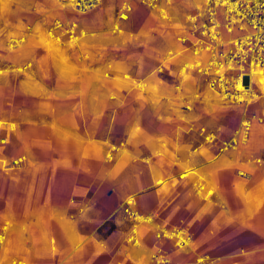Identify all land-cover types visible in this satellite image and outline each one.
Instances as JSON below:
<instances>
[{
  "label": "rangeland",
  "instance_id": "rangeland-1",
  "mask_svg": "<svg viewBox=\"0 0 264 264\" xmlns=\"http://www.w3.org/2000/svg\"><path fill=\"white\" fill-rule=\"evenodd\" d=\"M67 2L68 0H0V63L7 67H16L29 60L33 64L32 70L25 74L10 70L0 76V123H15L17 134L28 126L56 123V127L51 128L52 131L44 132L41 136L42 140L49 143L48 151L32 159L30 154H6L13 143L8 137L9 126L0 127V137L7 139L4 145L5 155L2 157L13 160L26 158L21 168L8 173L0 164V173L5 172L16 179L15 187L0 185V210H5L4 199L17 193V210L22 213L23 205L20 203L24 198L23 188L28 186L35 189L27 198L31 201L29 208L32 212L29 213L33 215L35 207L42 205L49 195L47 185L50 178L48 179L46 173L60 160L56 162L59 163L58 172H63L64 169L75 171V174L64 180L63 185L75 191L80 188L85 190L82 194L76 193L74 197L71 194L68 199V205L71 207L67 208V213L62 219L66 222L79 221L78 232L93 235L101 246V254L107 252L110 246L116 250L124 247L133 251L150 249L152 254L155 250L153 246L162 242L155 239V227L152 226V232L140 247L127 243L130 228L128 231L126 222L131 221L124 212L123 203L133 194H137L133 196L136 197L137 209L140 212H152L162 224L185 226L195 238L193 227L186 221L189 215L184 217L183 210L171 206L154 208L149 193L158 187L167 191L175 189L176 185L186 184L192 189V194L201 203L209 205L212 211L230 210L239 205L234 197L236 182L237 186H243L245 183L254 182V173L261 175V168L250 171L247 165L256 157L264 158V144L253 145L257 138L264 136V132L255 136V128L264 130V124L254 127L247 145L243 144L237 151L230 152V155L236 153V157L245 153L241 157L245 164L234 167H216L218 162H212L216 145L206 144L195 132L190 131L192 125L196 128L204 126L220 129L223 131L222 138L227 139L240 127L246 113L244 105L225 102L210 92L199 75L188 74L184 80L180 78V65L186 60L184 56H187L188 60L190 58L188 54H184L185 49L180 47L178 38L188 32L187 16L196 13L197 8L204 7V1L199 0L201 7H197L193 0H172V4L177 5L178 9L172 4L167 6L168 15L171 17L169 21L159 12H156L158 15L154 14V10L136 0L132 20L122 32L124 34L120 35L116 32L117 28L112 29L116 33L109 31L115 14L117 19V5L114 0L110 8H107L108 0H104L97 8L84 15L74 11ZM62 7L67 10L66 13L58 12ZM55 19L76 21L82 28L91 32L90 37L81 41L80 51L66 44L64 48H59L67 51L66 56L60 57L50 53L48 47L55 45L48 37V27ZM92 19L98 24L91 23ZM101 20L102 22H99ZM180 20L182 23H179ZM143 24L146 26L145 31L142 30ZM168 24L174 28L161 31L171 37L167 44H163L158 40L160 32H157L156 27ZM28 26L31 27V33L27 34L26 42L15 49V53L10 54L9 51L12 50L9 49L8 41L12 37L23 35ZM30 34H33L32 40L28 38ZM44 36L48 37L49 41ZM85 43H89L88 47ZM54 48L58 50V47ZM172 50L176 54L174 57L169 55ZM182 54L184 56L179 57ZM162 63L166 64L163 74L157 71V67ZM170 63H174L175 67L170 69ZM121 66L125 71L117 72L116 68ZM106 72L111 73L110 77H105ZM124 75H130L132 79H126ZM151 77L155 78L156 87L149 83ZM133 78L143 79L145 90L139 89ZM118 81L125 82L122 91L119 90ZM179 84L182 90L177 92L176 86ZM207 92L212 93L214 97L211 99L227 110L215 109L216 107L211 105V99L207 98ZM193 94H199V99L189 111L184 108L183 99ZM262 107L264 98L261 104L254 107L259 109H249L248 113L258 115L262 112ZM95 109L99 111H94ZM88 130H95V133L88 136ZM39 135L37 134L35 141H41ZM23 136L27 140L30 138L26 130ZM89 137L105 142L103 156L101 159L91 160V165L96 170L103 165L113 169L109 185L99 180L94 181L87 170H77L82 159L81 144ZM111 145L119 146L120 150L113 161H108L106 155ZM196 148L198 151L194 152ZM159 157H164L165 162L153 169ZM122 161L125 164L119 170ZM36 163H42V169L39 170L41 175L36 177L34 183L35 178H27V174L30 166ZM191 166L201 167L200 170L204 173L201 174V171L196 169L199 177L181 180L184 169ZM153 170L156 171L155 174ZM240 170L248 172L245 178L247 180L240 178ZM157 181V184L161 185L158 186ZM201 181L215 191L212 198L205 200L203 195L197 193V185ZM261 181V186L264 187V179ZM55 185H59V181ZM120 185L125 187L122 194L118 192L121 191ZM65 193L61 191L52 195L50 203L56 209L63 207ZM79 205L84 207V212L78 210ZM145 209L150 212H145ZM0 219L9 220L11 227H15L13 217L3 214ZM57 221V218H53L52 223H49V232L53 234V238L58 232ZM123 224L125 228L122 229L120 225ZM118 227L122 229L123 239L119 236L114 240L113 233ZM80 244L76 245L80 246L78 257L73 254L59 255L51 257L52 263L61 264L67 259H73L79 260L80 264H104L103 256L97 254L94 259L85 256L84 245ZM191 250H196L194 242ZM15 257L24 258L21 254H14L4 264H8ZM194 257L195 253L187 263Z\"/></svg>",
  "mask_w": 264,
  "mask_h": 264
},
{
  "label": "crops",
  "instance_id": "crops-1",
  "mask_svg": "<svg viewBox=\"0 0 264 264\" xmlns=\"http://www.w3.org/2000/svg\"><path fill=\"white\" fill-rule=\"evenodd\" d=\"M131 1L134 6V11L131 16V20H132V17L135 13L136 0H131ZM103 2L104 0H102V3ZM114 3H116L117 5L116 13L118 15L122 0H116V2L114 0ZM115 16L113 17L109 28V31L111 33L114 32L112 31V29L115 28V25L117 23V19L115 18ZM131 20L127 23H123V25L121 26L122 28L121 31L119 32L116 31L118 35L124 34L122 32L125 31V28H127V25L130 24ZM99 22H102V20ZM91 23L98 24V22L93 21V19ZM142 30L143 31L146 30V26L144 24L142 26ZM32 36L33 34H30L28 38L32 40L33 39L31 38ZM81 44H79L78 46H72V48L80 51ZM180 47L185 49V47L182 46L181 44ZM184 54H188L190 56V54L186 51L184 52ZM181 56L184 55L183 54L179 55V57ZM189 56L188 58H190L189 60H191V56L190 57ZM184 57H186L185 58L186 60L184 61H187L188 60L187 56ZM27 62L30 61L28 60L24 63ZM169 67L170 69H172L175 67V64L170 63ZM193 74L198 75L197 73L194 72L190 73V75ZM135 79L133 78V80ZM137 80L143 81V79H137ZM114 99H116V97H114ZM261 102L262 99L253 103L250 106V109L254 108L255 105L261 104ZM254 109H259V108H254ZM262 109L264 110V107H262ZM94 111H99V109H95ZM103 116L104 115H101V117ZM49 124L50 125H45V126L44 125L43 126L36 125L35 127L31 126V128L33 129L31 133L32 135H30L29 140H27L23 136V132L27 127H25L20 134H17L16 131L17 127L15 123L13 122L0 123V127L14 125L15 130L13 131L14 132L16 131L14 133L13 131L10 130L9 127L10 131L8 132V137L11 138L13 145L6 151V154H10V155L30 154L31 159L37 157L38 155H43L44 152L48 151L49 143L47 140L45 141L42 140L41 136L42 134H44V132L52 131L51 128L56 127L55 122L53 123L51 122ZM257 125H262V124L256 123L255 126ZM208 129H212V128H208ZM216 130L219 131V136L221 139H226V138H222L221 134L223 131H221L220 129H216ZM93 133H95V130L94 131L88 130L87 132L88 136ZM104 133L105 132L103 131V134ZM37 134H40L38 137H40L41 141H35ZM0 138H5V137H0ZM198 138L202 139L199 136ZM92 140L93 139L90 137L89 139L83 140L84 143L81 144L82 159L78 163L79 166L77 167L78 168L77 170H87L89 175L92 176V179L94 181L99 180L104 182V184L106 182V184L109 185L111 182L113 169L110 170L109 168L103 165V167L96 170L91 165V160L101 159V157L103 156L105 142L103 140L102 141H95V140L92 141ZM262 143L264 144V136L260 137L259 139L257 138L254 141L253 145L255 146ZM4 145H0V164L2 166V169L8 173V171H13L21 168L24 165V163L22 166L13 169L5 166L4 163H9L13 159H7L2 157V155H5ZM197 151L198 148L194 150V152ZM244 154H241L238 157H236V153L230 155V152L225 154H219L217 147L216 152L213 153L212 162H218L216 167H222V166L234 167L236 165L245 164L241 160V157H243ZM256 159H261V164H257L255 162ZM56 162H60V160ZM56 162L53 164L51 168L48 169L46 173L48 179L50 178L49 184L47 185V190L49 191V195H47V200L42 205L35 207L36 209L33 215L29 213L32 212L29 208L30 206L29 203L31 201L27 199L32 195L31 194L32 191H35V189H33L32 187L29 188L28 186H26L25 189L23 188L24 192L22 195L24 198L21 199L22 201L20 203V205H23L22 213H19L17 210V204L19 203V201L16 199L17 193L15 195L14 194H12L11 196L9 195L6 200L4 199L5 210L3 211L0 210V216L5 214L13 217L15 220V227H13L12 225L7 237V242L4 245H0V264H4L7 261V259L14 254H21L24 258L15 257L13 259L26 260L29 264H54V262L52 263L51 261V257H56L59 255L72 256V254L73 256L78 257L80 255L79 254L80 246L78 247L76 246L78 243H81L80 245L82 244L84 245L83 250L85 251V256L86 255L89 256V259H94L97 254L100 257L103 256L104 264H154L151 260V253L149 251L150 249L133 251L128 247H124V248H120L119 250H116L109 244L110 248L108 249V251L105 252L104 254H101L100 253L101 246H99V243L96 241V238L93 235H89V234L83 235L82 233L78 232L79 221L66 222L62 219L63 216L67 213V208L71 207V205H68V199L70 198L71 194L74 197L76 193L82 194L83 191L85 190L80 188L75 191L70 189L68 186L63 185L64 180L69 176L73 175V173L75 174V171H73L72 169H64L62 170L63 172H58L57 164L59 163ZM164 162H165V158L159 157L153 169H156V167H160L161 165L164 164ZM36 164L30 166L27 174V178L31 176L35 178L33 180L34 183L36 181V177L38 175H41L40 174L41 171L39 172V170L42 169V165H41L42 163H38L37 165ZM247 167L250 171H257L256 170L257 168H261L262 169L260 171L261 175L259 176V178H257L258 175L254 173L255 174L254 182L250 184L245 183L243 186H239V185L237 186V182H236L234 197L236 198L237 203H239V205L238 207H235L230 210L222 209V210L212 211V208L209 207V205L205 203H201L200 200L192 194V189L188 188L186 184L176 185L174 187L175 189L172 190L168 189L167 191H162L160 190L161 187H158L155 190L151 191V193L149 194L151 201L154 203V208L159 209L164 206L166 207L171 206L174 209L183 210L182 214L184 217L189 215L187 216L186 221L189 225L193 227V231L195 232L194 247L196 250H191L192 247L189 250H178L173 246V243H171L170 241H162L161 243L159 242L153 246V249L154 248L156 249V247L158 246L164 247L168 251L169 257L172 261L171 264H188L187 261L192 258L194 253H195V257L189 264H191L198 256H204V255L213 257L216 260V264H264V187L261 186L262 185L261 180L264 179V158L263 157L254 158L253 162L251 161V164H248ZM189 168H194L197 170L199 169V171H201V174L204 173L203 170H200L201 167L191 166ZM187 169H184V171ZM154 171L155 170L152 171L153 174L156 173V171L155 172ZM5 172L0 173V185L5 186L4 184H7L10 187L12 186L15 187L16 179H13V177H10ZM251 174L254 175L252 172ZM239 175L241 179L247 180L245 178L248 176V172L245 170H240ZM187 178H183L181 180H185ZM27 181L29 182V180ZM57 181H59V185H55ZM158 181L156 182V184L158 183ZM159 185H161V183H159ZM119 189L121 191L118 192L122 194L125 190V187H122L120 185ZM61 191L66 192L64 194L65 203L62 208L58 207L57 210L55 206L52 205V203H50V199L55 192L60 193ZM133 195H137V194H133ZM254 205H255V210H254ZM74 206L76 207L77 205ZM136 207H137V200H136ZM78 210L80 212H84V207L82 205H79ZM145 212H150V211L145 209ZM20 214L23 216V219H21ZM151 214L153 215L152 212ZM53 218H57L58 220L57 221L58 232H56L55 235L56 239L53 238L52 236L53 234L49 232V223H52ZM7 221L9 220L0 219V230ZM126 223H127L126 226H128V231H129V228L131 227V223L128 221ZM157 224L166 227L179 226L185 228V226L182 225L162 224L158 222V220H157ZM92 226H94L93 223ZM120 226H121L120 228L122 229L123 227L125 228V224ZM122 229H119L118 227V229L114 230L116 232L113 233L114 238L112 239L117 240L119 236H122L121 235ZM151 232H152V226L150 225L141 226L140 235L142 242L148 239V236L150 235ZM153 232L155 234L154 229ZM120 238L123 239V236ZM61 264H80V262L79 260L74 261L73 259H67L65 262Z\"/></svg>",
  "mask_w": 264,
  "mask_h": 264
},
{
  "label": "built area",
  "instance_id": "built-area-1",
  "mask_svg": "<svg viewBox=\"0 0 264 264\" xmlns=\"http://www.w3.org/2000/svg\"><path fill=\"white\" fill-rule=\"evenodd\" d=\"M142 4L151 10L160 13L168 12L167 6L172 0H140ZM204 7L194 14L187 16L188 32L178 38V42L185 47V51L191 56V60L184 61L180 65V78L194 72L197 73L208 88L218 95L223 101L245 106V117L241 125L233 135L227 139H221L219 131L206 127H190L208 145H217L219 154L237 151L239 147L249 141L251 132L256 123L264 124V110L260 114L250 115V106L264 98V0H203ZM102 0H68L67 4L79 13L86 14L97 8ZM165 4V6H163ZM134 6L131 0H122L117 15L115 28L121 31V24L131 20ZM31 33L28 26L23 35L12 37L8 41L10 50H15L26 42L27 34ZM86 29L73 20L55 19L48 27L50 40L66 45L78 46L81 41L89 37ZM170 57L176 54L169 52ZM166 64L162 63L158 73L165 72ZM32 62L24 63L16 67H7L0 63V75L12 70L24 74L32 69ZM105 77H110L106 72ZM131 79L130 75H125ZM139 89L145 90L142 80H134ZM177 92L182 90L179 84ZM199 99V94H193L184 98V108L191 111ZM250 115V116H248ZM7 143L5 138H0V145ZM124 144L122 143L121 146ZM120 147L111 145L107 152V160L113 161ZM25 157H20L4 163L8 168H17L23 165ZM261 164V159H256ZM184 178V175H181ZM197 193L205 199L212 198L215 191L210 189L204 181L197 185ZM124 212L131 221L127 243L140 247L142 239L139 232V224H147L155 227V239L157 241H170L178 250H189L194 242L193 233L184 227H166L157 224L156 217L152 214L140 212L136 207L134 197L127 198L123 203ZM11 224L5 222L0 230V245H4ZM154 264H171L168 251L161 246L151 254ZM9 264H29L22 259H12ZM191 264H216V260L208 255L198 256Z\"/></svg>",
  "mask_w": 264,
  "mask_h": 264
},
{
  "label": "bare ground",
  "instance_id": "bare-ground-1",
  "mask_svg": "<svg viewBox=\"0 0 264 264\" xmlns=\"http://www.w3.org/2000/svg\"><path fill=\"white\" fill-rule=\"evenodd\" d=\"M194 1V3H195V5L197 6V7H201V5L199 4V0H193ZM178 3V2H177ZM113 4V2H112V0H108V3H107V8H110L111 7V5ZM172 4V3H171ZM172 6L175 8V9H178V7H177V5H174V4H172ZM202 8H203V6H202ZM202 8H197V9H202ZM66 9L64 10V8L62 7V8H60V10L58 9V12H60V13H66ZM156 12H158V11H154V14H156V15H158ZM160 13V12H159ZM160 15L164 18V19H167V20H171V17H169V15H168V12H166V13H160ZM179 23H182V20H180V22ZM157 28V32H160V35H159V37H158V40L161 42V43H163V44H167L169 41H170V38L171 37H169V35L166 33V32H161V31H163V30H166V29H173L174 28V26H172V25H170V24H168V26H165V25H162V27H156ZM87 32H88V34L87 35H89V37L91 36V32L90 31H88V30H86ZM46 34V33H45ZM47 36V35H46ZM46 36H44L45 37V39H47L48 40V37H46ZM49 41V40H48ZM50 41H52V40H50ZM87 41V40H86ZM85 41V42H86ZM93 41V40H92ZM54 41H52L51 43L52 44H54V45H57L56 47H58V46H60V47H58V50H57V48H54V47H51V46H49L48 48H50V53L51 54H54L55 56H60V57H64V56H66V54H67V51H64V49H59V48H61V47H63L64 48V46L65 45H62V44H58V43H56V42H54ZM89 42V41H88ZM91 44V43H90ZM88 45H89V43H85V46H87L88 47ZM16 51V50H15ZM15 51L13 50V51H9V53L10 54H13V53H15ZM172 59V58H171ZM168 61V60H167ZM116 71L117 72H123V71H125V69H123L122 68V66L121 67H118V68H116ZM123 77V76H122ZM124 77H125V75H124ZM155 78L154 77H151L150 79H149V83L151 82V85H153V86H155L156 87V82H155V80H154ZM118 86H120L119 88V90L120 91H122L123 90V88H124V81H118ZM146 85V84H145ZM107 86H109V85H107ZM210 90V89H209ZM210 92H212L211 90H210ZM210 92H207V98H209V99H211V98H213L214 96H213V94L212 93H210ZM208 99V100H209ZM211 101V105L215 108V109H219V108H221L222 109V111H225V110H227V109H225V108H223V107H221L217 102H215L214 100H210ZM242 105V104H241ZM10 127V130L11 131H13V130H15V127H14V125H10L9 126ZM26 131H27V134H29V136L30 135H32L31 133H32V131H33V129L31 128V126H28L26 129H25ZM264 132V130L262 129V128H255V136H258V135H260V134H262ZM246 145H247V143H246ZM243 146V145H242ZM123 164H125V162H123L122 161V164H121V167H119V170L123 167ZM262 170V169H261ZM193 174V175H192ZM181 175H184V178H195V177H199L200 176V174L196 171V169H193V168H188L186 171H184V173L183 174H181ZM259 176L260 175H258V178H259ZM181 177V176H180ZM183 179V178H182ZM160 182V181H159ZM122 187L124 186V185H121ZM130 197H134L135 198V196H130ZM129 198V197H128ZM142 225H147V224H144V223H142V224H139L138 225V227H139V232H140V228H141V226Z\"/></svg>",
  "mask_w": 264,
  "mask_h": 264
}]
</instances>
